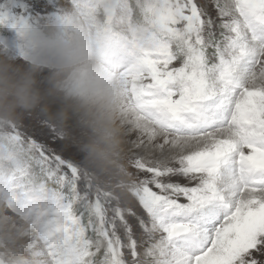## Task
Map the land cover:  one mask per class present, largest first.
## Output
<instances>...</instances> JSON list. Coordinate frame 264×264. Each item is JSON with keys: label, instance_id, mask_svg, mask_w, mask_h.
Listing matches in <instances>:
<instances>
[{"label": "snow or ice", "instance_id": "obj_1", "mask_svg": "<svg viewBox=\"0 0 264 264\" xmlns=\"http://www.w3.org/2000/svg\"><path fill=\"white\" fill-rule=\"evenodd\" d=\"M73 2L161 158L127 157L143 178L101 187L75 133L29 115L58 147L19 125L0 145V264H264V0Z\"/></svg>", "mask_w": 264, "mask_h": 264}, {"label": "clouds", "instance_id": "obj_2", "mask_svg": "<svg viewBox=\"0 0 264 264\" xmlns=\"http://www.w3.org/2000/svg\"><path fill=\"white\" fill-rule=\"evenodd\" d=\"M28 42V63L0 55V145L9 150V130L26 116L39 115L69 137L75 133L81 170L101 187L128 183L125 135L143 124L125 110L116 76L105 67L111 41L98 43L82 28L66 31L52 23L33 29ZM44 70L42 88L37 76ZM18 264H29L28 258L20 257Z\"/></svg>", "mask_w": 264, "mask_h": 264}, {"label": "rangeland", "instance_id": "obj_3", "mask_svg": "<svg viewBox=\"0 0 264 264\" xmlns=\"http://www.w3.org/2000/svg\"><path fill=\"white\" fill-rule=\"evenodd\" d=\"M81 2H86V0H81ZM201 2L202 0H197V3ZM203 2L210 4L211 0H203ZM0 10H8L10 13L18 17L23 16L28 22L27 26L22 32L16 31V29L11 27L10 24L0 25V55L6 54L10 56L17 64L30 62L29 56L31 54V48L28 42L29 33L33 29L45 28L52 23L60 25L66 31L82 28L86 30L98 43H103L96 38L95 32L86 25L79 14V9L75 6V2L71 4V0H0ZM212 12L213 15H215L214 10H212ZM105 67L109 72L115 75L110 56L106 59ZM47 75V70H44L37 76L42 88L46 86ZM32 116L34 117L36 115ZM29 120L30 116L28 115L22 120L19 128L17 129L23 133L24 138L35 139L38 143H43L49 147H58L55 138L49 139L45 136L37 134L33 129L29 128L27 126L29 124ZM49 136H53L51 129H49ZM161 142H163V140H161ZM136 146L138 145L136 144ZM142 151H144V149L141 147L128 149V147L125 145V163L127 171L139 176L140 178H143L144 173L139 172L132 165H130L127 161V157H141L146 161L161 158L160 150H158V157H153L152 154L150 156L143 153ZM168 151L169 149L164 148L163 155L168 156ZM64 155L66 156L67 153ZM181 182L185 183L186 181ZM136 210L139 211L138 208ZM7 214L12 215L10 212ZM133 223L135 222L133 221Z\"/></svg>", "mask_w": 264, "mask_h": 264}, {"label": "bare ground", "instance_id": "obj_4", "mask_svg": "<svg viewBox=\"0 0 264 264\" xmlns=\"http://www.w3.org/2000/svg\"><path fill=\"white\" fill-rule=\"evenodd\" d=\"M161 140H163L162 138L158 137L155 141H153L151 144H149L147 136L144 135L140 130L135 129V128H131L127 131L126 135H125V143H129V144H125L128 149H134V147H141L142 149H144V151H142L145 154H148L153 157H158V148L155 147V145H159L163 142H161ZM141 141H143V143H141ZM136 144L139 146H136ZM165 148L169 149L167 145H165ZM168 156L173 155L174 154V150H170L168 151ZM152 158V157H151Z\"/></svg>", "mask_w": 264, "mask_h": 264}]
</instances>
